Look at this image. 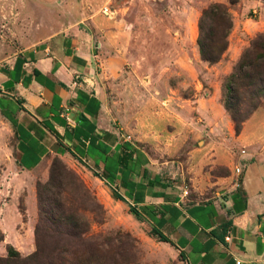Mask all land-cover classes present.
Here are the masks:
<instances>
[{
  "label": "rangeland",
  "instance_id": "rangeland-1",
  "mask_svg": "<svg viewBox=\"0 0 264 264\" xmlns=\"http://www.w3.org/2000/svg\"><path fill=\"white\" fill-rule=\"evenodd\" d=\"M213 2L227 6L231 26L211 64L218 66L208 69L192 43L202 8ZM105 3L111 16L101 13ZM263 7L264 0H0V61L53 32H88L92 86L135 147L167 174H229L243 153L264 151V141L239 142L221 102L224 78L264 32ZM208 92L216 97L205 114L195 99ZM246 119L250 128L264 121V100ZM14 148L0 114V264H185L95 172L59 156L24 171ZM38 185L45 186L41 195L52 203L54 220L38 208ZM210 193L186 196L194 201ZM9 246L17 252L13 261Z\"/></svg>",
  "mask_w": 264,
  "mask_h": 264
},
{
  "label": "crops",
  "instance_id": "crops-1",
  "mask_svg": "<svg viewBox=\"0 0 264 264\" xmlns=\"http://www.w3.org/2000/svg\"><path fill=\"white\" fill-rule=\"evenodd\" d=\"M69 31L0 61V114L12 129L17 166L28 171L59 156L95 172L185 264H264V151L243 153L229 174H167L125 138L94 90L91 35ZM215 97H197L195 108L211 112ZM246 121L239 142L262 144L264 121L254 128ZM183 185L210 196L189 201Z\"/></svg>",
  "mask_w": 264,
  "mask_h": 264
},
{
  "label": "trees",
  "instance_id": "trees-1",
  "mask_svg": "<svg viewBox=\"0 0 264 264\" xmlns=\"http://www.w3.org/2000/svg\"><path fill=\"white\" fill-rule=\"evenodd\" d=\"M228 2L232 3L233 0ZM230 26L231 21L225 4L213 2L202 8L197 21L196 37L197 50L202 61L212 64L220 59L226 48V36ZM222 89V106L233 122L234 131L238 133L243 121L264 100V32L249 41L230 73L224 78ZM42 187L45 188L43 185L37 187L38 208L54 220L57 217L51 215L52 203L43 199ZM111 195L114 199L122 200L121 196L114 192H111ZM128 210L135 219L142 220L135 208L128 206ZM149 233L160 241L168 242L157 228L150 227ZM16 256L17 252L9 246L7 259L13 261Z\"/></svg>",
  "mask_w": 264,
  "mask_h": 264
},
{
  "label": "built area",
  "instance_id": "built-area-1",
  "mask_svg": "<svg viewBox=\"0 0 264 264\" xmlns=\"http://www.w3.org/2000/svg\"><path fill=\"white\" fill-rule=\"evenodd\" d=\"M252 12L254 13L255 11H252ZM260 12H261L262 15H264V7L261 8V11H260ZM101 13H102L103 15H105V16H111V15L113 14V12H112V10L110 9L109 5L106 4V3L103 4V5L101 6ZM125 138H126V139H129V137L126 136V135H125ZM182 192H183L184 195L187 194V185H183ZM227 238H228V237H225L226 240H227Z\"/></svg>",
  "mask_w": 264,
  "mask_h": 264
}]
</instances>
